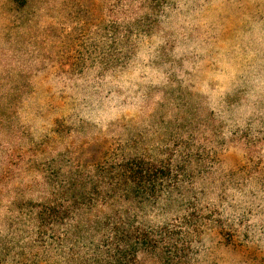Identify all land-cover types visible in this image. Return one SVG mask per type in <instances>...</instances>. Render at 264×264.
<instances>
[{
  "label": "rangeland",
  "instance_id": "obj_1",
  "mask_svg": "<svg viewBox=\"0 0 264 264\" xmlns=\"http://www.w3.org/2000/svg\"><path fill=\"white\" fill-rule=\"evenodd\" d=\"M117 4L0 0V264H47L4 252L43 176L167 146L213 153L191 264H264V0H151L129 52L108 41Z\"/></svg>",
  "mask_w": 264,
  "mask_h": 264
},
{
  "label": "trees",
  "instance_id": "obj_2",
  "mask_svg": "<svg viewBox=\"0 0 264 264\" xmlns=\"http://www.w3.org/2000/svg\"><path fill=\"white\" fill-rule=\"evenodd\" d=\"M116 6L111 11L121 20L107 25L108 41L129 52L159 5L118 0ZM208 158L212 152L191 147L108 149L90 166L45 175L40 198L11 203L4 252L21 263L191 264L204 230L217 222L215 208L204 204L214 176Z\"/></svg>",
  "mask_w": 264,
  "mask_h": 264
}]
</instances>
